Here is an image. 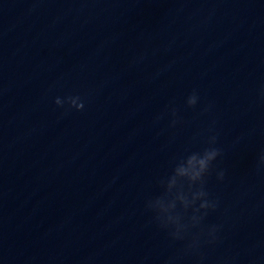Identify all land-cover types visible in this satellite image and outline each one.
<instances>
[{"label": "clouds", "instance_id": "obj_1", "mask_svg": "<svg viewBox=\"0 0 264 264\" xmlns=\"http://www.w3.org/2000/svg\"><path fill=\"white\" fill-rule=\"evenodd\" d=\"M199 101L196 90L187 97L186 105L195 108ZM67 102L69 108L77 111L84 109V102L80 96H69L64 99L57 97L54 103L63 107ZM172 115L176 110L172 109ZM177 120L172 121L175 126ZM217 135H210L207 146L201 151L190 152L178 158L172 169L171 175L159 181L163 192L161 195L149 199L146 208L153 213L158 226L165 230L173 240H188L184 252H197L201 247V237L204 243L213 244L218 240L219 226L212 225L205 230L201 221L209 210L215 211L217 201L210 198L207 190V181L213 172L217 180L223 181L225 172L216 171L214 162L222 155V149L217 147ZM258 167H264V152L259 156ZM192 229H199L193 233ZM171 264V258L166 261Z\"/></svg>", "mask_w": 264, "mask_h": 264}]
</instances>
